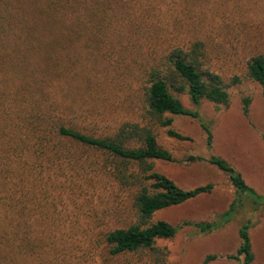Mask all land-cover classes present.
<instances>
[{
    "label": "trees",
    "instance_id": "obj_1",
    "mask_svg": "<svg viewBox=\"0 0 264 264\" xmlns=\"http://www.w3.org/2000/svg\"><path fill=\"white\" fill-rule=\"evenodd\" d=\"M175 2L0 0V264H78L70 253L72 245L65 243L75 232L53 227L58 213L49 197L55 188L83 192L101 177L113 187L108 192L112 202L88 225H112L103 232L111 257L139 253L149 264H172L156 240L173 238L187 226L211 232L228 222L231 212L237 214L246 200L253 210L264 211V195L234 165L211 155L207 162L225 173L235 190L218 220H153L157 211L214 187L209 182L182 188L154 168V160L177 161L157 142V127H165L171 137L188 139L170 127L171 115L197 118L211 145L210 127L175 93H186L196 106L202 99L227 105L228 89L244 78L259 85L264 100V49L245 59L241 75L223 77L208 62L216 50L222 51L214 38L178 39L183 31L197 32L178 22L180 9L173 22L177 26L170 29L167 16ZM223 33L232 36L226 52L237 57L233 29L228 26ZM114 71L139 82L142 114L139 121L127 119L104 131L109 125L105 118L114 114L100 90L116 75L105 72ZM249 100L243 99L245 115ZM88 149L104 156L102 163L97 157L86 159ZM198 159L188 155L184 161ZM88 225L86 241L95 232ZM250 227L247 220L238 228L240 244L229 255L234 264L254 260ZM216 256L208 254L200 264ZM86 262L85 257L79 260Z\"/></svg>",
    "mask_w": 264,
    "mask_h": 264
},
{
    "label": "rangeland",
    "instance_id": "obj_2",
    "mask_svg": "<svg viewBox=\"0 0 264 264\" xmlns=\"http://www.w3.org/2000/svg\"><path fill=\"white\" fill-rule=\"evenodd\" d=\"M178 9L182 14L178 22L197 30L183 31L185 33L177 35L178 39L186 41L199 37L208 42L207 37L214 38V42L221 45L222 51L219 53L216 50L208 62L223 77L227 78L233 73L241 75L245 59L256 50L264 49V0H176L167 16V19L172 21V24L169 23L170 29L171 25L177 26V23L173 22ZM228 26L233 29L238 41V56L233 58L231 53L226 52L232 36L223 33ZM191 32L193 34H187ZM218 53L220 57H216ZM105 73L116 75L105 89L100 90L101 93L104 92L106 104L113 109L114 114V117L109 115L105 118H109V125L104 126V131L108 126L127 119L141 120L139 82L127 78L119 71ZM104 78L106 81L107 76L104 75ZM228 91L227 105L202 99L196 106L186 93H175L185 107L198 110L203 122L210 127L211 145H207L206 133L197 118L189 115H171L170 127L188 139L171 137L167 135L165 127H157V142L170 150L177 161L154 160V168L182 188H192L209 182L214 187L210 193L157 211L153 220L164 219L172 224L184 219L218 220L235 197V190L228 176L207 162L206 159L211 155H218L234 165L246 183L264 195V100L261 89L256 82L242 78L241 82L231 86ZM247 97L250 100L248 113L245 115L243 99ZM111 118L114 119L110 122ZM85 153L89 161H94L97 157L102 163L104 156L101 157L94 149H88L83 154ZM188 155L202 159L185 162L184 159ZM112 188L105 177H101L94 187H85L83 192L62 193L55 188L49 197L54 204L52 205L55 214L58 213L57 219L52 221L53 227L57 226L65 233L70 230L75 232L74 237H68L65 243L72 245L70 253L78 264L84 257L87 264H149L144 254L109 256L103 232L112 225L105 223L95 225V228L88 225L94 214L101 216L104 209L111 204L112 201L108 198ZM236 209H239L237 214L231 212L229 218H232L226 223H220L221 225L211 232L201 233L196 228L187 226L180 229L173 238L156 240V245L164 250L166 261L172 264H200L208 254L217 256L207 264H234L236 260L229 255L236 254L240 244L238 228L249 220V235L254 253L251 264H264V211L253 210L250 200H246ZM87 225L95 232L86 241L84 229Z\"/></svg>",
    "mask_w": 264,
    "mask_h": 264
}]
</instances>
